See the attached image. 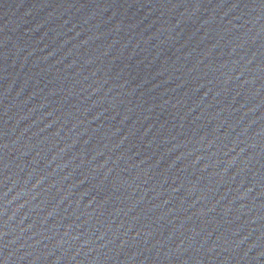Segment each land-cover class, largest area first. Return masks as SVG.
Wrapping results in <instances>:
<instances>
[{
	"label": "water",
	"instance_id": "1",
	"mask_svg": "<svg viewBox=\"0 0 264 264\" xmlns=\"http://www.w3.org/2000/svg\"><path fill=\"white\" fill-rule=\"evenodd\" d=\"M0 264H264V0H0Z\"/></svg>",
	"mask_w": 264,
	"mask_h": 264
}]
</instances>
